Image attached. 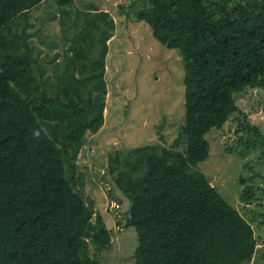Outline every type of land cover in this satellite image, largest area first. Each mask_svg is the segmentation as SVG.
<instances>
[{"label": "trees", "instance_id": "1", "mask_svg": "<svg viewBox=\"0 0 264 264\" xmlns=\"http://www.w3.org/2000/svg\"><path fill=\"white\" fill-rule=\"evenodd\" d=\"M41 1L0 0V264H96L89 248L109 247L112 231L76 190L82 173L75 160L85 133L104 122L115 21L89 2L61 66L46 74L27 22ZM119 7L184 61V122L176 139L182 147L143 145L108 158V174L130 201L117 222L135 228L134 264L250 260L257 243L251 223L192 167L209 154L210 129L240 112L235 93L264 87V0H129ZM19 17L26 23L14 28ZM243 119L226 146H240V157L264 149L260 129ZM240 198L250 202L252 192Z\"/></svg>", "mask_w": 264, "mask_h": 264}, {"label": "rangeland", "instance_id": "2", "mask_svg": "<svg viewBox=\"0 0 264 264\" xmlns=\"http://www.w3.org/2000/svg\"><path fill=\"white\" fill-rule=\"evenodd\" d=\"M129 0H74L62 13L56 0H43L30 9L28 30L34 53L51 74L56 63L61 66L63 50L76 40L85 24V7L91 2L96 8L108 10L115 29L108 39L105 58L107 83L104 122L95 132L85 133V141L77 154L76 173H82V184L76 190L86 202L91 201L111 229V245L96 253V264H134L138 243L135 228L120 225L129 213L130 201L113 183L107 172L108 158L120 151L143 145L181 148L177 137L184 122V61L177 48L159 42L149 25L128 16L119 5ZM81 10L77 19L75 11ZM26 23L19 17L13 23L21 28ZM79 29V30H78ZM57 59H52L54 53ZM240 112L232 113L221 129L211 128L207 158L192 168L200 170L221 196L247 219L256 236L255 251L248 261L239 264H264V149L257 148L240 157L226 149L234 144L236 129L244 116L264 135V87H247L235 93ZM121 158V156H120ZM244 178V180H242ZM248 189V190H247ZM252 192L250 202L240 198L241 192ZM125 214V215H124Z\"/></svg>", "mask_w": 264, "mask_h": 264}]
</instances>
